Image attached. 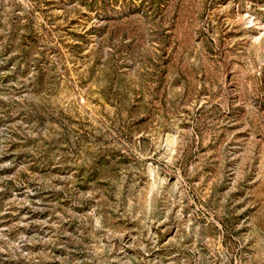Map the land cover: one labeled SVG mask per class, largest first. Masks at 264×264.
Masks as SVG:
<instances>
[{
  "label": "rangeland",
  "instance_id": "374dc122",
  "mask_svg": "<svg viewBox=\"0 0 264 264\" xmlns=\"http://www.w3.org/2000/svg\"><path fill=\"white\" fill-rule=\"evenodd\" d=\"M0 264H264V0H0Z\"/></svg>",
  "mask_w": 264,
  "mask_h": 264
}]
</instances>
